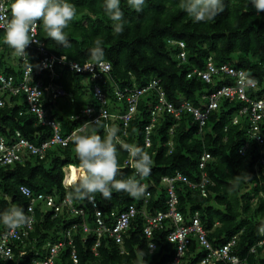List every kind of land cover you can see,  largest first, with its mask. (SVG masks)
<instances>
[{
    "label": "trees",
    "instance_id": "16d2710c",
    "mask_svg": "<svg viewBox=\"0 0 264 264\" xmlns=\"http://www.w3.org/2000/svg\"><path fill=\"white\" fill-rule=\"evenodd\" d=\"M77 8V14L69 27L65 29L71 47H62L46 38L42 27L37 26L36 37L44 47L56 56L84 63L94 61L89 55L97 40L102 41L104 52L102 61L111 67L112 87L105 86L109 95L114 86H143L152 79L160 80L159 86L166 97L178 104L182 101L194 107L204 108L207 100L204 95L233 78L222 73L212 75L207 83L197 76L186 75L193 69L203 70L207 63L214 66L228 64L235 70H243L249 78H256L264 85V12L257 13L249 0H224L225 10L211 22H195L179 8V0H145L141 12L130 8L126 0H121L125 27L120 35H114L112 21L104 12V0H69ZM11 0H4L8 7ZM8 15L10 16V10ZM3 31H0V69L1 74L19 76L24 66L35 67L40 59L38 52L29 49L27 63L15 57L16 63L4 65L12 49L3 43ZM182 42L181 48L178 43ZM184 51V58L178 53ZM84 75L63 71L57 80L70 94V98L57 99L49 104V117L60 122L62 130L76 127L81 121H71L81 109L95 105L92 97L93 81H84ZM264 92V88L257 94ZM150 96L152 93H148ZM150 99L145 96L139 100V111L128 127V136L124 143L138 144L147 151L153 160L151 174L143 179L150 192L146 210L155 212L165 210V190L160 184L164 176L175 172L184 174L188 179H199L198 163L203 152L210 155L204 171L213 183L207 185L205 194L191 190L181 182L175 184L178 196V210L187 221L198 212L202 226L207 232V240L218 246L236 236L234 253L248 264H264V248L257 247V242L264 239V168L258 167L257 160L264 146L258 147L247 134V121L238 116L243 103L218 100V108L212 111L205 126L198 131L191 115L183 114L174 121L171 116L161 114L160 122L151 135L150 146H145L142 138L143 125L149 121V113L144 110ZM115 103V102H114ZM114 103L108 106L115 112ZM117 102L115 103V105ZM124 106V105H123ZM238 121L233 124V118ZM35 116L26 111V104L21 96L11 97L0 108V136L10 138L19 131L32 142L46 137L48 128L35 124ZM103 127L94 125L89 132L104 137L107 132ZM111 128L119 126L110 123ZM120 125V124H119ZM172 126V132L169 128ZM120 137V136H119ZM171 143V146L168 143ZM246 146L245 153L239 149ZM121 174L117 177H136L134 170L122 167L127 152L117 145ZM67 165L80 168L75 154V146L70 142L66 147L57 146L49 150L44 159L27 158L22 164L15 163L0 168V212L12 205L24 208L27 203L19 192L21 185L34 191H42L58 196L68 194L70 188L62 185L63 168ZM83 174V172H82ZM138 178V177H136ZM139 179V178H138ZM73 200V199H72ZM96 202L104 214L109 211L120 212L135 203L137 208L143 206L141 198L134 199L125 192H115L110 199H103L99 194ZM86 212L81 217H69L65 213H38L35 217L34 230L30 235V244L25 248L27 255L0 262V264H26L31 257H46V243L65 240V233L72 223L86 221L92 224L90 203L74 200ZM143 216L139 213L132 221L124 237L123 250L108 238L100 239L97 255L91 251L95 242L92 233L84 234L80 229L71 234L77 258L70 257V246L60 249L55 264H165L173 253V245L165 240V231L154 238L156 249L150 251L146 238L141 233ZM262 230V231H260ZM255 247V252L250 249ZM204 252L194 238L185 252L181 264H198ZM216 264H228L220 261Z\"/></svg>",
    "mask_w": 264,
    "mask_h": 264
},
{
    "label": "built area",
    "instance_id": "2783aa9c",
    "mask_svg": "<svg viewBox=\"0 0 264 264\" xmlns=\"http://www.w3.org/2000/svg\"><path fill=\"white\" fill-rule=\"evenodd\" d=\"M0 3H4V0H0ZM5 7L7 6L5 5ZM0 31L3 30L0 29ZM34 35L38 42L31 43L26 48V52L28 53L29 49H34L38 52L40 56L39 62L35 67L24 66L17 77L0 73V108L6 105L9 98L21 96L26 104V111L35 116V124L48 128L49 134L35 143L24 137L19 131L14 132V135L10 138L0 136V168L15 163L22 164L29 157H34L38 160L44 159L49 150L57 146L66 147L72 142L74 134L78 132L85 121H93L98 117L100 118V123L105 122L104 130L110 129V123H115V125L119 126L120 137L117 135V139L120 143H124L123 138L128 136L129 124L139 111V100L147 95L150 99L147 100L148 105L144 110L149 113V121L143 125L142 130L143 143L146 147L151 144V135L156 125L159 124L162 113L171 116L174 121L179 120L183 114H189L197 124L198 131H201L209 114L217 110L218 100L221 98L243 103L237 114L244 117L247 121L248 137L258 147L264 146V92L257 94V91L264 88V85L260 84L256 78H249L243 70H235L225 63L214 66L209 59L205 69L195 68L188 73L186 75L188 78L197 76L207 83L211 82L212 75L219 73L233 78L232 82L223 83L203 96L207 100V104L203 109L194 107L185 101L178 104L172 102L160 88V80L158 79H152L146 85L139 87L123 86L119 88L114 86L110 93L111 95H109L105 86L112 87L113 81L110 77L111 67L108 62L100 61L97 65L95 61H87L81 64L67 58L62 60L61 57L63 55L56 56L51 54L44 47L42 41L36 37V28L34 29ZM176 43L181 48L184 47L182 42ZM184 55L183 50L178 53L179 58L183 59ZM16 58L21 60L22 63H27L26 58L18 56ZM63 71L84 75V81H93L92 97L96 102L95 105L81 109L76 115H71V121H81V123L65 132L62 130L60 122L48 115L49 104L56 102L57 99L67 100L70 98V94L66 93L62 85L57 82ZM148 93H152L151 96ZM114 102H117V104L115 105ZM111 103H114L115 112H111L108 109ZM238 116L233 118V124L237 123ZM169 132H172V126L169 128ZM168 145L171 146V143L169 142ZM246 146L248 145L246 144L239 149L240 154L245 153ZM263 152L264 150L261 149L259 155H263ZM209 159L210 155L207 152L201 154L198 163L200 174L198 175L199 179L196 181L188 179L180 172L161 178L160 184L165 190V210L155 212L146 210V204L150 198L148 188L147 194L141 198L143 200L141 208H137L136 204L132 203L120 212L116 213L111 210L108 214H104L96 200L94 203L88 201L93 213L92 224L89 225L86 221L72 223L70 230L65 233V240L46 243L48 248L46 257H31L26 264H55L60 249L65 245L71 247L70 257L75 260L77 253L71 234L79 229L84 234L92 233L94 236L95 242L91 247V251L95 256L102 238L111 240L120 248V253H124V237L127 235L132 221L139 213L143 216L141 233L146 238L150 251L156 249L157 243L154 238L163 231H165V240L174 246L173 253L165 264H181L192 238L196 240L204 252L198 264H216L220 261H227L228 264H248L246 260L240 259L234 253L236 236L231 237L221 245L213 246L207 240V232L201 224L198 212H194L185 221L182 213L178 210V196L175 191L177 182H181L189 189L197 190L201 194L207 192V185L213 184L204 171L205 164ZM122 167L134 170L131 166L128 152ZM258 167L264 168V157H260L257 160L254 167L256 173ZM67 168L70 171L71 166H67ZM65 175L62 185L65 189H68L72 184H68ZM141 182L146 184L143 180ZM21 186L29 190L27 195L20 191ZM21 186L19 187V192L27 202L23 209L29 216L30 222L26 227L17 229L15 234L10 233L0 225V262L12 260L16 256L21 258L27 255L25 248L32 243L30 235L34 230L37 212L65 213L69 217H81L82 220L86 218L84 208L70 199L68 194H64L59 199L58 196L42 191H34L24 185ZM257 247L264 248V239L257 242ZM250 252H255V247H252Z\"/></svg>",
    "mask_w": 264,
    "mask_h": 264
},
{
    "label": "clouds",
    "instance_id": "9594fccd",
    "mask_svg": "<svg viewBox=\"0 0 264 264\" xmlns=\"http://www.w3.org/2000/svg\"><path fill=\"white\" fill-rule=\"evenodd\" d=\"M126 3L136 12H141L145 6V0H126ZM249 3L257 13L264 12V0H249ZM103 8L112 21L113 34H122L125 21L121 0H104ZM179 8L195 22H211L225 10V4L224 0H179ZM76 14V6L69 0H11L8 7L0 3L3 43L12 49L16 56L27 59L26 48L31 43L38 42L34 29L40 26L46 38L62 47H71L65 29L69 27ZM101 44L102 41H95L94 47L89 51L97 65L104 57ZM61 59L66 57L62 56ZM93 125L96 128L103 127L99 117L93 121H85L72 140L83 174L78 175L70 185V199H87L94 203L97 194L103 199H110L113 191L125 192L134 199L144 197L147 194V185L141 181L151 174L153 166L151 155L138 144L120 143L117 139V128L106 129L107 134L101 137L95 131L89 132ZM118 144L128 152L131 166L139 179L136 177L117 179L121 174ZM20 191L25 195L29 192L23 186ZM29 222V216L19 205H12L0 212V225L12 234H15L17 229L26 227Z\"/></svg>",
    "mask_w": 264,
    "mask_h": 264
},
{
    "label": "bare ground",
    "instance_id": "6f19581e",
    "mask_svg": "<svg viewBox=\"0 0 264 264\" xmlns=\"http://www.w3.org/2000/svg\"><path fill=\"white\" fill-rule=\"evenodd\" d=\"M71 172L67 176V182L68 184H72L74 180L77 179L78 175H82V168L79 169H71Z\"/></svg>",
    "mask_w": 264,
    "mask_h": 264
},
{
    "label": "rangeland",
    "instance_id": "374dc122",
    "mask_svg": "<svg viewBox=\"0 0 264 264\" xmlns=\"http://www.w3.org/2000/svg\"><path fill=\"white\" fill-rule=\"evenodd\" d=\"M5 56H6L7 61L4 62L5 63L4 65H9L10 63H14V64L16 63L14 52H11V55L9 56V58L7 57V55H5ZM0 72H1V69H0ZM74 168H76V167H74ZM74 168H72V169H74ZM64 172H65V174L66 173L69 174L71 171H68V169L66 170V167H65ZM65 177H66V175H65Z\"/></svg>",
    "mask_w": 264,
    "mask_h": 264
},
{
    "label": "crops",
    "instance_id": "0c3cea01",
    "mask_svg": "<svg viewBox=\"0 0 264 264\" xmlns=\"http://www.w3.org/2000/svg\"><path fill=\"white\" fill-rule=\"evenodd\" d=\"M72 168H74V167H71L70 170H71ZM74 169H79V168H74Z\"/></svg>",
    "mask_w": 264,
    "mask_h": 264
}]
</instances>
